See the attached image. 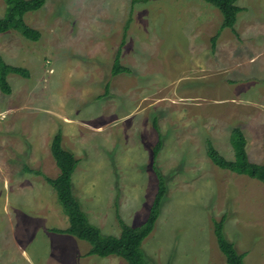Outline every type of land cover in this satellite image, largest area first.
Instances as JSON below:
<instances>
[{
	"label": "rangeland",
	"instance_id": "obj_1",
	"mask_svg": "<svg viewBox=\"0 0 264 264\" xmlns=\"http://www.w3.org/2000/svg\"><path fill=\"white\" fill-rule=\"evenodd\" d=\"M240 4L251 28L264 32V0ZM5 12L0 0V17ZM25 21L40 41L0 34L5 62L30 73L10 74L12 94L0 91V264H127L88 256L86 241L56 232L70 224L56 191L23 171L59 175L51 153L59 131L79 160L74 196L104 236H119V218L130 226L146 219L159 184L153 164L168 192L142 245L151 264H227L214 233L224 215V234L245 263L264 264V230L247 226L264 224V183L221 169L207 154L210 140L234 159L241 111H252L254 129L264 124V80L252 76L264 57L239 73L216 60L221 12L203 0H48ZM119 51L130 73L113 75ZM203 114L207 128L198 123ZM248 136L251 155L264 142Z\"/></svg>",
	"mask_w": 264,
	"mask_h": 264
},
{
	"label": "trees",
	"instance_id": "obj_2",
	"mask_svg": "<svg viewBox=\"0 0 264 264\" xmlns=\"http://www.w3.org/2000/svg\"><path fill=\"white\" fill-rule=\"evenodd\" d=\"M48 0H4L6 12L0 17V34L9 31L19 32L25 39L32 42L40 41L42 34L40 31L29 26L25 21V14L43 9ZM151 0H134V3H148ZM217 8L224 17L222 29L228 28L235 31L238 14L242 9L237 5L238 0H203ZM237 34V33H236ZM212 44L215 47V40ZM121 53L117 54L114 61L113 75L130 73V69L122 66ZM10 74H17L28 78L30 73L27 69L13 67L5 62L0 55V91L5 95L12 94V87L8 81ZM108 88V86H107ZM207 154L211 161L224 170H229L239 175H247L264 183V164L251 163L246 151L247 139L243 131L239 128L233 130L231 144L235 154V160L230 161L224 158L214 147L212 142H207ZM163 142L159 139L153 152L154 164L162 148ZM51 153L59 168V175L50 178L38 170H33L25 165V173L42 175L46 182L56 191L65 213L69 217V227L66 230H56L59 233H67L86 241L91 249L88 256H98L107 258L117 256L123 258L127 264H151L145 256L142 245L143 242L154 231L159 219L163 201L167 195L168 188L165 176L154 166L159 184L158 192L151 206L147 220L138 227H131L119 218L121 225V236H104L101 230L92 224L87 215L82 210L80 203L73 193V175L79 163L75 154L67 150L63 145V134L59 131L51 144ZM224 215L220 220L214 222V233L216 235L218 247L226 258L227 264H246L245 253H239L235 245L230 242L224 234Z\"/></svg>",
	"mask_w": 264,
	"mask_h": 264
},
{
	"label": "crops",
	"instance_id": "obj_3",
	"mask_svg": "<svg viewBox=\"0 0 264 264\" xmlns=\"http://www.w3.org/2000/svg\"><path fill=\"white\" fill-rule=\"evenodd\" d=\"M240 5L241 6H239V5L238 6L242 9V11L238 15L239 18H238V20L236 22V26H235V31L237 34L234 33V31H232L231 29L228 30V28H225V29L221 28L220 32L217 31L215 34L218 39H221V41L220 40L217 41L218 50H217L216 60L218 59V61L221 63L225 62L227 65V68L233 69L236 73L243 72L244 70L249 71L254 64L258 63V61H260V59L262 60V58L264 57V32H259V31H256V29L251 28L250 19L244 15V14L248 13V10L242 4H240ZM241 17H242V19H241ZM197 30L200 32H203V27L202 26L198 27ZM204 31H205L204 33L206 34L207 31L206 30H204ZM227 34L233 35L235 40L222 41V36L227 35ZM216 36H214V37H216ZM236 38L238 39L237 41H236ZM227 42H229V44H226ZM224 54H228V57L224 58ZM218 61H216V63H218ZM230 64H232V65H230ZM219 65L221 67H223V64L219 63ZM258 70H259V73L261 70L264 72V67L262 66L261 61H260V64L258 66ZM259 73H258V75L253 74L252 76H260V78L262 80H264V76H262V74H259ZM252 110H254V108H252ZM251 112L252 111H250V112L241 111L239 117L237 118V120H239L238 128H240L243 131L247 140H249L248 134L249 135L250 134L251 135L257 134L260 143H261L260 137L264 142V124H263L262 128L254 129L252 126L255 124L254 122L256 120L251 121L249 119V118L253 117ZM203 116H204L202 118L203 120L202 121L198 120V123L203 125V127L207 128V122H206V120L208 119L207 114H203ZM256 130H258V131H256ZM262 132H263V134H262ZM63 145H64V140H63ZM256 147H257V149L254 147V153L252 152V154L250 155V145L247 141L246 151H247L250 162L256 164L257 163L256 160H262L259 162L260 163L259 165H262V164H264V146L256 144ZM234 160H235V154H234V159H232L230 161H234ZM152 162H153V156H152ZM151 169L152 170L154 169L153 164L151 165ZM154 172H155V170H154ZM59 173H60V171H59ZM155 175H156V172H155ZM243 176H247V175H243ZM156 177H157V175H156ZM247 177H249V176H247ZM254 180H256V179H254ZM73 189H74V186H73ZM77 191H78V184L76 187V192ZM157 192H158V190H157ZM157 192H156V194H157ZM91 194H92V192H88V193L86 192L83 197H88ZM156 194H155V197H156ZM155 197H154V199H155ZM154 199L150 205V209H151V206L154 202ZM150 209H149V213H150ZM82 210L87 214L88 211L86 209H83V207H82ZM124 211H125V209H124ZM149 213L147 214L146 219L141 224H143L147 220ZM87 216H88V214H87ZM88 218H89V216H88ZM91 223L94 224L95 226H97L95 223H93V222H91ZM251 223L253 225H251ZM251 223L247 222V226H252L253 229L256 230L254 233H261L262 230H264V226H263L264 224H261V225L256 224L253 219H252ZM141 224H139L137 226H131V227H138ZM68 227H69V225H68ZM97 227L99 228V226H97ZM67 228H65V229H67ZM101 231H102V229H101ZM108 236H113V235L108 234ZM120 236H121V233L117 237H120ZM90 249H91V247H90Z\"/></svg>",
	"mask_w": 264,
	"mask_h": 264
}]
</instances>
